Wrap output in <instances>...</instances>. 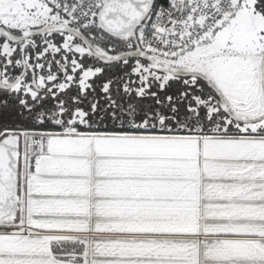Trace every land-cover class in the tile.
I'll use <instances>...</instances> for the list:
<instances>
[{"label":"snow or ice","instance_id":"6c2138e0","mask_svg":"<svg viewBox=\"0 0 264 264\" xmlns=\"http://www.w3.org/2000/svg\"><path fill=\"white\" fill-rule=\"evenodd\" d=\"M0 264H264V0H0Z\"/></svg>","mask_w":264,"mask_h":264}]
</instances>
